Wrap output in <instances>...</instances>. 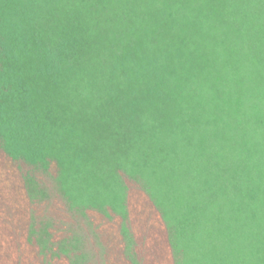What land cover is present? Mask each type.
<instances>
[{
	"label": "trees",
	"instance_id": "trees-1",
	"mask_svg": "<svg viewBox=\"0 0 264 264\" xmlns=\"http://www.w3.org/2000/svg\"><path fill=\"white\" fill-rule=\"evenodd\" d=\"M0 264H264V0H0Z\"/></svg>",
	"mask_w": 264,
	"mask_h": 264
}]
</instances>
